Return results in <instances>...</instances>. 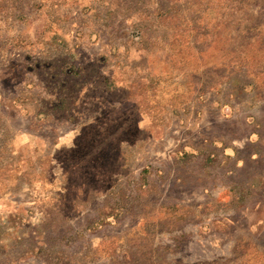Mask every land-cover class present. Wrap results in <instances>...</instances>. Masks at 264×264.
Instances as JSON below:
<instances>
[{"label": "rangeland", "instance_id": "rangeland-1", "mask_svg": "<svg viewBox=\"0 0 264 264\" xmlns=\"http://www.w3.org/2000/svg\"><path fill=\"white\" fill-rule=\"evenodd\" d=\"M0 264H264V0H0Z\"/></svg>", "mask_w": 264, "mask_h": 264}]
</instances>
